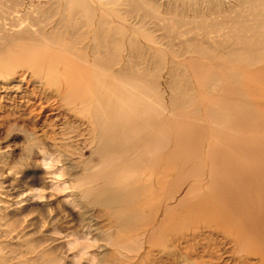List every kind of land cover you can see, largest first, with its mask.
<instances>
[{
    "label": "rangeland",
    "instance_id": "rangeland-1",
    "mask_svg": "<svg viewBox=\"0 0 264 264\" xmlns=\"http://www.w3.org/2000/svg\"><path fill=\"white\" fill-rule=\"evenodd\" d=\"M71 1L76 6L70 5ZM85 6L94 11L93 18L91 17L93 23L88 29L82 27L85 23ZM259 11L263 12L264 7L259 6ZM237 12L249 17L247 5L238 0H0V33L9 35L30 33L31 39L28 36V40H24L23 47L28 52L27 56L33 60L36 56L42 55L41 52L45 49L47 52L57 47L63 49L61 43L59 44L60 34L68 32L71 23L86 31L89 38H92L97 31L94 24L97 15L102 17L106 26L121 30L130 28L135 33V41L142 47L143 53L148 47V59L145 64L142 63V67L158 73L155 95L161 97L160 104L163 106L159 105L156 108L162 112L170 96L168 90L170 63L164 60L161 65H156L150 54L155 49L165 53L168 50L167 45L170 44L174 49L178 46L181 48L193 37L203 40L204 32L196 23L204 20L208 26L210 23L221 21L225 16L231 18L233 13ZM180 18L190 23L194 21V25L177 26L175 20ZM221 35L227 36L225 31L221 30L217 35H207L205 41L212 43L215 40H222ZM45 36L53 38V42L45 43L43 39L40 40ZM142 52L139 53L140 59L144 57ZM190 57L186 55L177 62L179 64L182 62L181 65L185 68L182 69L192 94L202 95L203 101L217 97L228 98L230 91L221 90V81L210 87V94L207 93V86L201 88L196 83V79H203L202 81L206 82L207 74L215 70L213 62L208 63L210 69L206 70L209 72L205 70L206 72L201 71L196 75L186 69L185 65ZM139 61L136 60V63L139 64ZM10 68L14 73L11 72L10 75L0 78V264H184V262L185 264H264V169L261 168L264 162L260 161L264 160V95L260 94H264L263 91L259 92L260 90L257 89L255 95L248 94L244 87L239 89L252 111L251 118L248 117L247 120L242 117L241 119L226 117L225 121L217 122L215 125L205 121L202 110L194 119L179 114L172 115L174 119L170 118L173 124L169 134L183 131L189 133L182 145L187 158L183 161V167L197 168L203 175L207 174V168L211 166L216 170L219 169L217 173L222 175L220 176L222 183L224 186L227 185L228 194L232 193V197L225 198L234 203V206L230 205L234 207L235 214L228 215L227 211L230 212V209L227 208L226 211L224 207L220 205L221 208L218 207L226 211L245 238L235 245L233 243L237 238L235 234H217L213 227L207 229L203 228V225L193 226L187 220V217L195 215L193 213L191 216L184 212L185 214L182 213L180 217H162L159 214L154 217L150 209L157 206L158 201L152 195H160L164 191L162 188L164 180L161 182L162 179L156 177L160 171H157L155 176H151L152 178L149 175L143 177V179H151V183L148 182V193L143 191L137 193L135 207L148 205V210L147 208L141 210L139 216L133 217L127 225L120 223L118 220L128 218L123 216L125 209L120 206L103 205L97 195H92L101 183L90 182V177L97 173H106L114 165L103 163L97 154L93 153L95 143L87 112L79 107L66 106L56 95L55 91L58 89L56 87L61 82L60 76L47 75L43 78V81H52L56 85V87H48L44 82L34 78L35 69L28 70L18 64H12ZM255 108L257 109L253 112ZM252 117L259 119V121L254 120L257 122L253 124L255 128L252 126ZM159 118L162 120L165 116ZM232 119L237 123L241 122L238 123L239 127ZM224 125L229 126L224 127ZM202 126L208 133L206 131L202 133L204 130ZM212 130L213 135H211ZM199 131H202V134ZM159 134H163V131ZM195 135L198 137L196 138ZM208 141L210 144L215 141L214 145L218 150L216 165L205 156L204 151ZM229 145L231 150H228L230 152L226 157L225 151L229 149ZM248 145L253 147L242 150L244 147L248 148ZM238 146H242L239 149L241 153L235 149H238ZM233 147L238 152H235V156L242 154L241 159L235 156V159L233 158ZM254 147L256 149L259 147L262 151L254 149L253 153ZM246 150L250 153L248 154ZM220 151L221 154L223 153L222 156ZM251 152L256 156V161H253L256 166L249 161ZM224 156L227 159L224 158L223 161ZM228 160L232 161L234 166L231 162H227ZM241 160L244 161L240 163ZM257 160L258 165L261 166H257ZM247 161L250 163L248 168L239 165ZM225 162L227 167L223 166ZM229 165L235 170V165L240 166L241 169L237 167L238 170L234 172ZM245 167L248 171L242 169ZM252 167H256L254 168L256 170L251 169V172L249 168ZM229 168L233 170L234 175L227 172ZM244 171L254 176L247 175L248 179L244 181L241 176L247 173ZM140 174V172H128L124 177L132 181L141 177ZM254 177L258 182L254 181ZM185 180L184 185L187 186L192 179ZM205 186L201 185L198 191L205 192L207 189ZM256 189H259V192ZM240 215L243 216V221L248 220L247 228L241 224L243 218ZM256 219L259 220V226L263 224L259 229V226L254 225ZM180 220L185 223H181ZM166 221L178 222L173 230H168ZM195 231L198 234L193 238ZM166 233L167 237H165ZM177 236L179 241L176 240ZM164 252L169 253V260L164 256Z\"/></svg>",
    "mask_w": 264,
    "mask_h": 264
},
{
    "label": "bare ground",
    "instance_id": "bare-ground-1",
    "mask_svg": "<svg viewBox=\"0 0 264 264\" xmlns=\"http://www.w3.org/2000/svg\"><path fill=\"white\" fill-rule=\"evenodd\" d=\"M238 1L247 5L249 17H245L237 12L233 13L234 15L231 18H229L230 16H225L221 21L210 23L208 26L206 25L208 23L201 20L196 24L198 25V28L204 32L203 40L193 37L185 42L181 48L178 46V48L174 49L172 44H170L167 45L168 50H166L165 53L155 49L150 54V58L152 61H155L156 65H161L164 60H167L170 63V68L168 70L170 77L168 90L170 91V96L168 97L167 104L163 107L162 112L156 108L159 105L163 106L160 104L161 97L155 95L156 83L159 78L158 73L156 71H150L144 66L142 67V63L145 64V61L148 59V47L143 53V49H141L142 47L138 46L135 41V33L130 28L121 30L116 27L113 28L106 26L103 23L102 17L96 14L97 16L95 19L97 20L94 24L97 31L92 38L88 37L86 31H82L78 26L71 23L68 26V32L60 34L59 44L61 43L60 45H62L63 49L57 47L50 52L43 49L44 51L41 52L42 55L36 56L33 60L27 56L28 52L23 47L24 40H28L27 37L30 33L22 32L14 35L0 33V78L8 74L10 75L11 72L14 73V71H10V66L12 64H18L28 70L35 69L34 78L42 81V83L44 82L45 86L48 87H56V85L52 81H43V78H46L47 75H58L61 77V82L58 87H56L58 88L55 91L56 95L60 97L66 106L79 107L82 111L87 112L88 122L91 126L93 141L95 143L93 153H96L103 163L114 165L110 170L106 171V173H97L90 177V182L101 183L99 188L96 189L94 193L91 192V194L93 193L92 195H97L96 197H99V200L103 205L120 206L125 209V215L123 216L128 218L118 220L123 225L130 223L133 220V217H138L141 210H144L145 208L148 210V205L147 207H135L136 204L134 203L137 201V193L141 191L148 193V182L151 183V179H143V177H153L154 174L158 173L157 171H160L156 177L162 179L161 182L164 180V187L161 186L164 191H162L160 195H152L153 198L158 201L157 206L150 209L154 214V217L157 214L162 217H180L184 212L186 215L188 214V216H191L193 213L195 214L192 215L193 217L186 216L188 222L193 226L197 227L203 225V228L207 229L213 227L217 234H235L237 235L236 240L233 242L235 245H238L242 241L241 239L244 238L241 231L236 227V224H234L228 216L229 213L235 214L233 207L234 203L225 198L230 197L232 193L228 194L227 185L224 186L222 183V175L217 173L219 169L216 170L211 166L212 164H218V150L216 149L217 147L215 148V141L213 144H210L208 141V146L205 148V156L212 162V164L210 163L211 168H207V174L205 173V175H203L197 168L183 167V161L187 158L185 151L182 149V145L185 143L186 138H188L187 136L189 133L183 131L181 133L176 132L169 134L173 124L170 118L175 114L194 119L199 116V112L202 110L205 121L215 125H217V122L220 123V121H225L226 117H240V119L242 117L247 120V118L252 115V111L248 101L244 100L243 96L240 94L239 89L244 87L248 94H255L258 90H260L259 92H264V77H262V75H264V11H259V6L264 7V0ZM69 4L76 6L72 1L69 2ZM85 8V23L82 27L88 29L93 23L92 16L94 11L86 6ZM175 22L177 26L194 25V21L191 23L186 22L183 18L175 20ZM221 30L225 31V34L227 35L226 37L221 35L220 37H222V40H215V42L212 43L205 41L207 35H217ZM30 37L31 36H29V38ZM41 39H43L42 41L45 43L53 42V38H48L47 36L40 38V40ZM32 41H35V39H32ZM56 42H58V40ZM140 52L144 54V57H142L144 61L142 62V58L140 59L141 56H139ZM32 53L34 52L32 51ZM186 55L191 56L186 62V69L196 75H199V72L201 71L210 69L209 64L210 62H213L215 70L209 75L207 74L205 77L207 78V80L205 79L206 82H203V79H196V83L201 88L207 86V93L210 94V87L221 81L222 87L220 88L221 90L230 91L229 97L210 98L203 101L202 95H193L188 79L184 76L185 68L182 67V62L181 64L177 62L179 59H184ZM136 60H140L139 64L136 63ZM121 61L123 62L120 63ZM206 71L209 72V70ZM196 83L194 85L195 87ZM260 94L261 96L264 95L262 93ZM253 100L255 101V98ZM256 109L257 108H255L253 112H255ZM160 116H165V118L160 120ZM185 117H183V119H188ZM252 119L254 122H252V126H254L253 124L256 122L254 120L257 119L259 121V119L257 117L255 119L252 117ZM232 120L235 121L234 119ZM262 122L263 121H261V123ZM238 123L237 121L234 122V124H237L236 126L239 127ZM221 124H219V126H221ZM239 124H241V122ZM259 124L260 122H258V125ZM227 126L224 125V127ZM258 127L260 128V125ZM174 128L175 127H173V129ZM204 128L205 127H203V129ZM217 128L219 127H216V129ZM249 129L253 128L250 127ZM213 130L211 131V135H213ZM160 131H163V134H159ZM204 131L206 130L204 129L203 132H201L204 133ZM206 132L208 133V131ZM196 136L198 137V135H195V137ZM210 141H213V137L210 138ZM216 141H218V139ZM240 141L242 140L240 139ZM258 141H260V139ZM227 143H225V148H227ZM230 145L228 146L229 149H226L227 151H225L227 152V155L224 154L226 157H228V152H230L228 150H231ZM251 147L253 146H249L248 148L244 147L242 150L250 149ZM240 148H242V146H238V149H235L238 151ZM257 148L259 149V147ZM235 149L233 151L234 159L237 157L235 156V152H237ZM254 149L256 151L258 150L254 147L252 150L253 153ZM239 151V153H241V150ZM247 153L249 154L250 152L247 151ZM253 153L251 152L250 154V157L252 158L255 156ZM240 155L242 156V154ZM240 155H238V157H240ZM202 156H204V154ZM250 157L249 159L252 161H249L253 164V161H256V156L253 158L254 160ZM224 158L225 156L222 158L223 161ZM234 159L231 160L235 162ZM240 159L238 160L240 161ZM238 160H236V162H239ZM232 161L228 160L227 162H231L232 164ZM243 161L244 160H241L240 163ZM260 161L264 162V160ZM220 163H222V160ZM248 163L249 162L247 161L245 164L243 163L242 165H239L243 167L245 165L248 168ZM225 165L226 162L223 166L225 167ZM253 165H255V163ZM227 166L228 165H226V167ZM230 166L231 165H229V167ZM232 166H234V164H232ZM257 166H261L258 165V160ZM237 167L238 166L235 165L236 170L239 168ZM247 168L245 167L242 169L248 171ZM254 168L252 167L249 169L251 171V169ZM259 168L260 167H257V169ZM261 168L264 169V166L262 165ZM232 169L234 172L236 171L233 167ZM233 170H230L229 168V171L227 172L231 174ZM128 172H140L141 177H137L132 181L127 180L124 175ZM228 173L227 176L229 177L230 175ZM232 175H234V173H232ZM247 175H251V173L249 174L247 172L245 175L241 174L242 180L245 181L248 179ZM253 176L254 175H251L250 177ZM187 178H191L192 180L189 181V183L187 182L188 184L185 186V179ZM238 178H240V175ZM254 178V181L256 182L258 179L256 180V177ZM153 180L155 179L153 178ZM201 185H206L205 187L207 189L205 188V192L198 191ZM258 190L257 192H259ZM229 191L231 192V190ZM193 199H196V201H192ZM233 200L235 202V199ZM241 202L242 200L240 201V204ZM230 204H233V206ZM219 205L224 207L226 211L227 208L230 209V212L227 211L228 215L225 210L220 209L221 207ZM243 220L244 218L242 219L241 224L244 228H247L248 220L246 222ZM177 222L178 221L175 223H167L166 221V228H169L168 230H173ZM180 222L185 223L181 220ZM254 225L259 226L258 219L255 220ZM262 225L260 224L258 229L261 228ZM254 232L256 233L255 230ZM197 234L198 233L195 231L192 237L195 238ZM165 237H167V233ZM208 237H210V235H208ZM178 239L179 237L176 238V240ZM169 241L171 240L169 239ZM164 256L167 258L169 253H165Z\"/></svg>",
    "mask_w": 264,
    "mask_h": 264
}]
</instances>
